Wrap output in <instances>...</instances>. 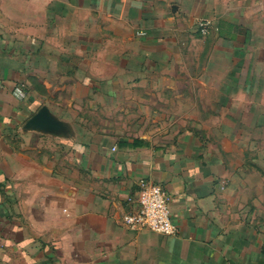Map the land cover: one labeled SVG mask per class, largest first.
<instances>
[{
  "label": "crops",
  "instance_id": "crops-1",
  "mask_svg": "<svg viewBox=\"0 0 264 264\" xmlns=\"http://www.w3.org/2000/svg\"><path fill=\"white\" fill-rule=\"evenodd\" d=\"M217 6L215 0H0V264H264V228L250 226L248 212L236 206L235 186L222 184L191 135L163 143L110 138L71 113L82 106L71 95L75 86L89 85L82 65L90 51L113 53L118 66L107 74L120 78L128 74L120 68L122 52L130 50L149 61L130 74L168 77L157 90H185L174 80L181 76V29L218 15ZM93 11L101 26L110 20L117 30L140 26L148 35H73V21L87 25ZM41 89L70 98L53 103ZM176 98V108L186 105ZM142 181L170 193L177 233L125 226Z\"/></svg>",
  "mask_w": 264,
  "mask_h": 264
},
{
  "label": "rangeland",
  "instance_id": "rangeland-1",
  "mask_svg": "<svg viewBox=\"0 0 264 264\" xmlns=\"http://www.w3.org/2000/svg\"><path fill=\"white\" fill-rule=\"evenodd\" d=\"M215 2L218 15H203L181 29V76L174 80H181L185 90H157L155 85L161 87L168 77L130 74L144 71L149 62L134 57L130 50L122 52L120 68L128 74L120 78L107 74L118 66L113 53L90 51L89 62L82 65L89 68L82 77L89 85L75 86L71 95L82 106H74L71 113L84 118L87 123L83 127L110 138L150 136L152 141L163 143L171 142L172 135L175 139L179 134L181 139L191 135L203 156L222 173V184L235 186L236 206L248 212L250 226L264 228V0ZM96 14L91 12V20L81 27L73 21V35L80 32L98 38L120 34L125 39L148 35L140 26L117 30L110 20L101 26ZM202 18L212 21L207 33L199 26ZM230 19L237 24L234 33L220 35V22ZM81 60L78 56L75 67H81ZM40 94L53 103L56 99L60 102V97L62 101L70 98L69 93L54 94L46 89ZM178 95L186 103L181 109L174 104ZM175 112L179 114L175 116Z\"/></svg>",
  "mask_w": 264,
  "mask_h": 264
},
{
  "label": "built area",
  "instance_id": "built-area-1",
  "mask_svg": "<svg viewBox=\"0 0 264 264\" xmlns=\"http://www.w3.org/2000/svg\"><path fill=\"white\" fill-rule=\"evenodd\" d=\"M199 26L202 32L207 33L212 27V21L202 18ZM171 206L172 197L162 185L142 181L136 204L124 215L123 222L131 230L148 229L164 235H173L177 233L178 227Z\"/></svg>",
  "mask_w": 264,
  "mask_h": 264
},
{
  "label": "trees",
  "instance_id": "trees-1",
  "mask_svg": "<svg viewBox=\"0 0 264 264\" xmlns=\"http://www.w3.org/2000/svg\"><path fill=\"white\" fill-rule=\"evenodd\" d=\"M234 27L235 26L233 24H229L228 28L226 29L225 22H221L219 26V33L220 35H223V36L224 35L231 36L233 34Z\"/></svg>",
  "mask_w": 264,
  "mask_h": 264
}]
</instances>
